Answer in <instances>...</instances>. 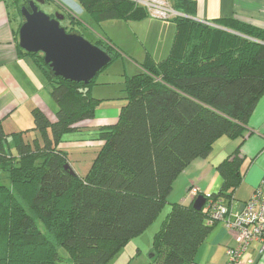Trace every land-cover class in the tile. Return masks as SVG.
Masks as SVG:
<instances>
[{
    "label": "trees",
    "instance_id": "trees-1",
    "mask_svg": "<svg viewBox=\"0 0 264 264\" xmlns=\"http://www.w3.org/2000/svg\"><path fill=\"white\" fill-rule=\"evenodd\" d=\"M76 1L93 22L149 17L135 0ZM172 4L185 16L172 19L176 34L168 56L156 62L148 57L138 74L126 77L118 119L98 132L103 144L84 175L61 145L95 119L104 100L92 89L109 65L87 85L65 80L43 54L22 50L16 32L19 55L43 73L57 111L50 117L33 110L35 137L27 141L24 132L13 133L16 155L0 118V174L9 181L0 177V264H60V248L73 264H108L159 217L176 179L194 160L207 158L222 137H244L264 95V30L231 18L207 24L192 18L193 1ZM94 44L111 63L117 59L109 43ZM239 148L217 165L222 187L210 194L229 208L243 180ZM194 201L170 203L148 264H194L214 224L206 204L196 210Z\"/></svg>",
    "mask_w": 264,
    "mask_h": 264
},
{
    "label": "crops",
    "instance_id": "crops-1",
    "mask_svg": "<svg viewBox=\"0 0 264 264\" xmlns=\"http://www.w3.org/2000/svg\"><path fill=\"white\" fill-rule=\"evenodd\" d=\"M171 1L174 2V0ZM190 1L196 3V11L192 18L200 22L213 24L216 19L231 18L264 30V0ZM13 9L15 10L14 0H0V118L11 116L12 112L28 100L52 117L53 113L45 104L48 88L46 78L30 57H22L18 53L16 32L19 29L12 14ZM113 21L118 25L112 35L108 33L103 34L105 37L99 35L96 41L102 39L112 47L118 48L116 46L118 45L128 52L126 51L127 45H124L125 43L118 38V29H122L121 33L128 36L132 29L137 40L143 41L145 47L150 49L157 60L168 56L176 34V24L172 20L148 17L143 21ZM147 26L148 29L144 31ZM156 38H159V47L155 46ZM129 53L140 58L139 54ZM92 94L98 96L93 89ZM110 104L111 102L100 103L95 119L84 122L82 130L76 132L73 139H65L66 143L61 145L70 156L73 151L75 156L77 155L74 161H71L74 162L73 167L79 174L84 175L88 172L90 163L103 144L98 139L100 129L115 123L118 119L120 108L107 111L106 108L110 107ZM238 147L243 156L241 168L243 180L230 205L233 215L244 208L264 177V95L248 122L244 137L236 140L228 137L219 139L207 158L194 160L180 174L174 183L169 199L174 200V203L190 204L201 193H218L222 187V178L216 167ZM194 193L197 195H193ZM235 245L234 236L228 230L226 223L215 222L210 235L198 248L194 264H225L228 248ZM260 247V242H252L241 257L242 264H264V255L259 252Z\"/></svg>",
    "mask_w": 264,
    "mask_h": 264
},
{
    "label": "rangeland",
    "instance_id": "rangeland-1",
    "mask_svg": "<svg viewBox=\"0 0 264 264\" xmlns=\"http://www.w3.org/2000/svg\"><path fill=\"white\" fill-rule=\"evenodd\" d=\"M58 3V4H57ZM15 10H12V14L14 15V20L17 22V28L19 29L20 25H22V19L20 15V4H17L15 1ZM140 5V4H139ZM41 10L49 14V12L55 14L57 10L62 14H66L70 12L72 14H76L80 20L83 22V28L75 27L76 30L81 31V33L85 36L87 40L91 43L96 42V38L103 34L112 35L113 30L117 27V23H114L113 20H104L101 22H93L88 14L84 11V9L79 5L76 0H54L45 3L43 6L41 5ZM19 14V15H18ZM64 14V15H65ZM75 15V16H76ZM114 20H123V19H114ZM145 20V19H143ZM140 20V21H143ZM126 21V20H123ZM147 25L148 23H144ZM152 24H156L153 23ZM64 27H71L68 23H62ZM148 29V26L144 31ZM122 29H118V38L119 40L127 45L128 52L122 50L118 45L116 47H111L117 54V59L109 64L107 68L99 73L96 78V84L93 86V92H96L97 95H93L94 97L105 100L101 104H105L106 102H111L106 110H115V108L122 107V100L124 97V83L127 76L131 77L138 74L141 71V64L147 62L148 57H151L155 62L161 61L157 60L150 49L145 47L143 41H138L134 36V31L131 29V34L124 35L121 33ZM105 37V36H104ZM133 37V38H132ZM159 38H156L155 46L159 47ZM133 52L135 54H139L140 58H136L133 54L129 53ZM51 88H47L46 90V99L45 104L47 105L49 111L53 114L57 111V105L50 94ZM112 98V99H111ZM31 100H28L25 104L21 105L17 110L12 112L7 118H3V126L8 138V146H10L11 151L14 155L17 154L15 146L13 144V133L24 132V139L29 141V139H33L35 137V132L32 130L34 126L33 121V110L35 108H39L44 111L39 106H34V104L30 103ZM115 103V104H114ZM75 134L69 133L65 136L67 140L73 139ZM71 154V159L73 160L76 156L74 151ZM2 183L8 185L9 181L5 178V174L1 172L0 174ZM170 203H174V200H170L165 205L162 210V213L159 217L146 229V231L139 235V237L129 241L121 250L116 252L108 264H148L150 261V255L152 254V244L153 238L155 234L160 230L161 224L166 218V214L170 209ZM60 256L61 262L60 264H73L70 262V253L64 249L60 248Z\"/></svg>",
    "mask_w": 264,
    "mask_h": 264
},
{
    "label": "water",
    "instance_id": "water-1",
    "mask_svg": "<svg viewBox=\"0 0 264 264\" xmlns=\"http://www.w3.org/2000/svg\"><path fill=\"white\" fill-rule=\"evenodd\" d=\"M37 3L43 5L46 0H31L29 8H21L24 22L18 30L19 47L27 53L43 54L45 63L56 76L89 84L111 63V55L87 40L81 31H68L62 26L64 14L57 11L52 17L41 10ZM205 203V195L200 194L193 207L202 210Z\"/></svg>",
    "mask_w": 264,
    "mask_h": 264
},
{
    "label": "built area",
    "instance_id": "built-area-1",
    "mask_svg": "<svg viewBox=\"0 0 264 264\" xmlns=\"http://www.w3.org/2000/svg\"><path fill=\"white\" fill-rule=\"evenodd\" d=\"M135 1L146 8L149 17L155 19L172 20L178 16H185L174 9L171 0ZM205 204L208 222L226 223L228 230L234 236L236 245L228 248L225 264H242V255L254 241L260 242L259 252L264 255V177L251 199L235 215L231 213V208L225 206L221 200H213L210 194L206 197Z\"/></svg>",
    "mask_w": 264,
    "mask_h": 264
},
{
    "label": "flooded vegetation",
    "instance_id": "flooded-vegetation-1",
    "mask_svg": "<svg viewBox=\"0 0 264 264\" xmlns=\"http://www.w3.org/2000/svg\"><path fill=\"white\" fill-rule=\"evenodd\" d=\"M15 1H16L17 4H20V15H21L22 24H23V22H24V18H23L22 14H21V8H22L23 6H26V7L29 8V3H30L31 0H14V3H15ZM48 2L51 3V1L46 0V3H48ZM37 4H38L39 8L41 9V4H39V3H37ZM43 5H44V4H43ZM43 5H42V6H43ZM15 6H16V5H15ZM57 11H60V10H57ZM49 14H50L52 17H54V14H53V13L49 12ZM64 14H65V13H64ZM18 15H19V14H18ZM64 22H65V23L67 22L68 25L71 26V27H66L67 30L70 29V28H72V26L78 27L79 29L82 28L81 26H78V25H75V24H71V20L67 17V14H65V20L62 21V23H64ZM62 23H61V24H62Z\"/></svg>",
    "mask_w": 264,
    "mask_h": 264
},
{
    "label": "clouds",
    "instance_id": "clouds-1",
    "mask_svg": "<svg viewBox=\"0 0 264 264\" xmlns=\"http://www.w3.org/2000/svg\"><path fill=\"white\" fill-rule=\"evenodd\" d=\"M198 197V196H197Z\"/></svg>",
    "mask_w": 264,
    "mask_h": 264
}]
</instances>
